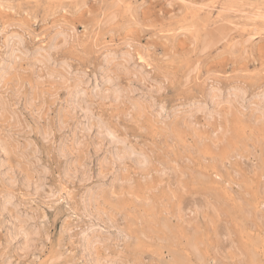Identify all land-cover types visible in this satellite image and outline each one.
<instances>
[{"label":"rangeland","instance_id":"obj_1","mask_svg":"<svg viewBox=\"0 0 264 264\" xmlns=\"http://www.w3.org/2000/svg\"><path fill=\"white\" fill-rule=\"evenodd\" d=\"M263 5L0 0V264H264Z\"/></svg>","mask_w":264,"mask_h":264},{"label":"bare ground","instance_id":"obj_2","mask_svg":"<svg viewBox=\"0 0 264 264\" xmlns=\"http://www.w3.org/2000/svg\"><path fill=\"white\" fill-rule=\"evenodd\" d=\"M248 4V3H247ZM234 5V4H233ZM249 5V4H248ZM264 6V5H263ZM234 7V6H233ZM231 8V7H230ZM223 9V8H222ZM226 9V8H225ZM235 9V8H234ZM256 10V9H255ZM239 11H241V10H239ZM236 12H237V10H236ZM241 13V12H240ZM248 13V12H247ZM249 14H251V13H249ZM248 14V15H249ZM242 15V14H241ZM240 15V16H241ZM247 15V14H246ZM252 15V14H251ZM250 15V16H251ZM254 15H256V17H257V15L258 14H254ZM102 16V15H101ZM240 16H239V19H240ZM249 17V16H248ZM245 18V17H244ZM243 18V19H244ZM250 20H252V19H250ZM242 21V20H241ZM240 21V22H241ZM248 21V20H247ZM255 21V20H254ZM112 22H113V20H112ZM230 22V21H229ZM245 22V21H244ZM243 22V23H244ZM249 22V21H248ZM251 22H253V21H251ZM254 23V22H253ZM192 25V24H191ZM243 25V24H242ZM244 27V26H243ZM209 28V27H208ZM168 32H169V30H168ZM211 33H213V32H211ZM221 33V32H220ZM215 34H217V33H215ZM218 35V34H217ZM220 35V34H219ZM216 36V35H215ZM217 38V37H216ZM11 41V40H10ZM19 42V41H18ZM9 44V43H8ZM200 44H201V41H200ZM13 48V47H12ZM13 51V50H12ZM18 51V50H17ZM110 52V51H109ZM14 54V53H13ZM46 54V53H45ZM107 55L106 56H108V54L110 55V53H106ZM114 54V53H113ZM123 54V53H122ZM15 55V54H14ZM125 55V54H124ZM8 56V55H7ZM106 56H103V58L104 57H106ZM109 57V56H108ZM8 58V57H7ZM11 60V59H10ZM4 66H8V64H6V63H4ZM264 71V70H263ZM2 75V74H1ZM53 75V74H52ZM56 75V74H55ZM51 76V75H50ZM113 77V76H112ZM57 78H58V76H57ZM114 78V77H113ZM61 79H62V77H61ZM114 82V81H113ZM115 83V82H114ZM77 84V83H76ZM75 85V84H74ZM114 85V84H113ZM110 86V85H109ZM109 86H108V88H109ZM97 87V86H96ZM112 87V86H111ZM130 87V86H129ZM128 87V88H129ZM74 88H76V87H74ZM127 88V89H128ZM83 89V88H82ZM103 89V88H102ZM124 89V88H123ZM74 90V89H73ZM72 90V91H73ZM105 90V89H104ZM131 91H133L132 89H131ZM74 92V91H73ZM98 92V91H97ZM123 92V91H122ZM77 93H79V92H77ZM102 93V92H101ZM106 93V92H105ZM130 93V92H129ZM238 93V95L237 96H240L239 94H240V91L239 92H237ZM122 94V93H121ZM229 94H231L232 96L234 95L233 94V92H231V93H229ZM74 95V94H73ZM76 95V94H75ZM124 95V94H123ZM230 95V96H231ZM70 96V95H69ZM94 96V95H93ZM96 96V95H95ZM106 96H111L112 98H114V99H118V97L120 96V94L119 93H115V90L113 91V92H111V95H106ZM228 96V95H227ZM231 96V97H232ZM76 97V96H75ZM74 97V98H75ZM236 97V96H235ZM264 97V96H263ZM2 98V97H1ZM73 98V97H72ZM83 98V97H82ZM111 98V99H112ZM123 98V97H122ZM213 98V97H212ZM234 98V97H233ZM239 98V97H238ZM261 98V97H260ZM3 99V98H2ZM76 99V98H75ZM124 99V98H123ZM240 99H243V98H241V96H240ZM91 100H93V99H91ZM105 100V99H104ZM239 100V99H238ZM73 101V100H72ZM75 101H77V100H75ZM80 101V100H79ZM94 101V100H93ZM237 101V100H236ZM240 101V100H239ZM243 101V100H242ZM242 101H240V102H242ZM3 102H6V100L5 101H3ZM2 102V103H3ZM85 102V101H84ZM81 103V102H80ZM4 104V103H3ZM5 104H7V102L5 103ZM8 105V104H7ZM5 106V105H4ZM6 108H7V106H5ZM1 108V107H0ZM160 108L163 110V107H159V110H160ZM3 109H4V107H3ZM91 109H92V107H91ZM140 109H142V107L140 108ZM83 110H84V108H83ZM1 112H4V111H1ZM0 112V113H1ZM84 112V111H83ZM89 112V114H90V111H88ZM160 112V111H159ZM158 112V113H159ZM141 113V112H140ZM143 113H141L140 115H142ZM88 115V113L86 114V116ZM90 116L91 115H89V118H90ZM88 117V116H87ZM139 117V116H138ZM93 118V117H92ZM94 118H96L95 120H97V117H94ZM100 121V120H99ZM106 123V122H105ZM227 127V126H226ZM100 129V128H99ZM102 131V130H101ZM107 131H109V130H107ZM96 133V132H95ZM99 133V132H98ZM104 133H106V132H104ZM110 133V132H109ZM112 134V133H111ZM113 135V134H112ZM104 137V136H103ZM106 137V136H105ZM107 138H109L108 136H107ZM104 139V138H103ZM112 139V138H111ZM122 139H120V141H121ZM114 141H115V139H114ZM110 142H111V140H110ZM121 142H123V140L121 141ZM100 143H101V141H100ZM119 143V142H118ZM124 143V142H123ZM115 144L116 145H118L116 142H115ZM127 144V143H126ZM6 145V144H5ZM120 145V144H119ZM112 146V145H111ZM124 146H126V145H124ZM2 148V147H1ZM0 148V149H1ZM117 149V148H116ZM130 149V148H129ZM3 150V149H2ZM124 150V149H123ZM116 151V150H115ZM119 151L120 152H122V153H118L119 154V159H121V160H124L125 158H127V157H125L126 156V153H124L123 151H121L120 149H119ZM129 152V151H128ZM115 153V152H114ZM130 153V152H129ZM133 152H131V154H132ZM141 154V153H140ZM133 155H135V154H133ZM117 156V155H116ZM139 156H141V155H139ZM129 157V156H128ZM132 157V156H131ZM115 158H117V157H115ZM133 158V157H132ZM129 159V158H128ZM116 160V159H115ZM132 160V159H131ZM137 160V163H142V160L141 159H136ZM145 162V161H144ZM144 162L142 163V164H144ZM134 164H136V163H134ZM162 171V170H161ZM148 172V171H147ZM163 172V171H162ZM149 173V172H148ZM147 175H149V174H147ZM213 175V174H212ZM161 176V175H160ZM213 177H214V175H213ZM216 177V176H215ZM217 179H219V178H217ZM221 179V178H220ZM226 182V181H225ZM225 182H222V183H225ZM177 183V182H176ZM178 184V183H177ZM248 184V183H247ZM158 185H159V183H158ZM157 185V186H158ZM39 186V185H38ZM177 186V185H176ZM179 186V185H178ZM227 186V185H226ZM173 187V186H172ZM157 188V187H156ZM155 188V189H156ZM230 189V188H229ZM230 191V190H229ZM232 191V190H231ZM171 196V195H170ZM4 201V200H3ZM7 201V200H6ZM6 201H4L5 203H6ZM11 201V200H10ZM10 203V202H9ZM263 203V202H262ZM4 204V203H3ZM204 204V203H203ZM196 206V205H195ZM198 206V205H197ZM260 206H262L261 204H260ZM263 206H264V203H263ZM263 206H262V208H263ZM200 207V206H199ZM208 208V207H207ZM210 208V207H209ZM261 208V207H260ZM197 209V208H196ZM261 210V209H260ZM261 212V211H260ZM176 213V212H175ZM249 215V214H248ZM241 216V215H240ZM206 217V216H205ZM242 217V216H241ZM260 218V217H259ZM200 219H201V217H200ZM248 219H250V218H248ZM261 220V219H260ZM25 227V226H24ZM95 227V226H94ZM97 228V227H96ZM29 230V229H28ZM20 231V233H22L23 234V236H24V238H25V243H28L27 241H28V237H29V231H27L25 228L23 229H20L19 230ZM32 231V230H31ZM92 231V230H91ZM86 232H88V231H86ZM96 232V231H95ZM123 232V231H122ZM89 233H90V230H89ZM197 233V232H196ZM123 234V233H122ZM32 235V234H31ZM35 235V234H34ZM83 235V234H82ZM264 235V234H263ZM22 236V235H21ZM32 236H30V238H31ZM86 237L87 236H85V239H86ZM29 238V239H30ZM88 238V237H87ZM97 239V238H96ZM222 239V238H221ZM183 240V239H182ZM226 240H228V239H226ZM84 241V240H83ZM229 242H230V240H228ZM30 242V241H29ZM233 242V241H232ZM226 243V241H224V244ZM219 244H221V242L219 241ZM224 244H222V245H224ZM27 245V244H26ZM28 245H29V243H28ZM221 245V246H222ZM225 245H227V247H228V244L226 243ZM231 245V244H230ZM220 246V245H219ZM230 247V246H229ZM85 248V247H84ZM213 249V248H212ZM238 249V248H237ZM211 250V249H210ZM235 250V249H234ZM238 251H239V249H238ZM226 251H224V253H225ZM251 254L250 255H252L253 253L252 252H250ZM197 254V253H196ZM234 254V253H233ZM212 255V254H211ZM214 255V254H213ZM227 255H228V253H227ZM256 255V254H255ZM255 255H253V256H255ZM181 257H184V256H182V255H180ZM198 256H200V255H198ZM218 256V255H217ZM235 256V255H234ZM239 256V255H238ZM245 256V255H244ZM233 257V256H232ZM200 258V257H199ZM242 258V257H241ZM240 258V259H241ZM256 258V257H255ZM198 259V258H197ZM196 259V260H197ZM218 259V258H217ZM219 259H220V257H219ZM230 260H231V258H230ZM225 261V260H224ZM234 261V260H233ZM243 261V260H242ZM212 262V261H211ZM214 263H215V261H214ZM241 263V262H240ZM244 262H242V264H243ZM117 264V263H116ZM227 264H229V263H227Z\"/></svg>","mask_w":264,"mask_h":264}]
</instances>
